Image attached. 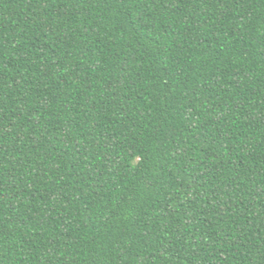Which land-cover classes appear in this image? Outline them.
Returning <instances> with one entry per match:
<instances>
[{
	"label": "trees",
	"instance_id": "obj_1",
	"mask_svg": "<svg viewBox=\"0 0 264 264\" xmlns=\"http://www.w3.org/2000/svg\"><path fill=\"white\" fill-rule=\"evenodd\" d=\"M0 264H264V0H0Z\"/></svg>",
	"mask_w": 264,
	"mask_h": 264
}]
</instances>
